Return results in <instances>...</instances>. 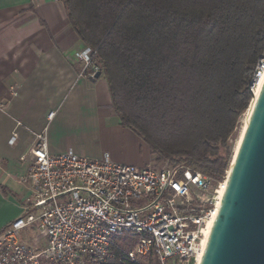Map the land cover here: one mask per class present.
Wrapping results in <instances>:
<instances>
[{
    "label": "trees",
    "instance_id": "trees-1",
    "mask_svg": "<svg viewBox=\"0 0 264 264\" xmlns=\"http://www.w3.org/2000/svg\"><path fill=\"white\" fill-rule=\"evenodd\" d=\"M105 78L119 125L153 161L224 181L264 59V0H60ZM6 195L11 192L0 183ZM117 237L122 250L134 244ZM106 264H121L120 252ZM135 264V263H125Z\"/></svg>",
    "mask_w": 264,
    "mask_h": 264
},
{
    "label": "built area",
    "instance_id": "built-area-1",
    "mask_svg": "<svg viewBox=\"0 0 264 264\" xmlns=\"http://www.w3.org/2000/svg\"><path fill=\"white\" fill-rule=\"evenodd\" d=\"M94 54L87 46L75 51L79 76L100 71ZM16 137L13 131L9 142ZM34 137L21 156L29 192L20 214L0 230V264H106L115 250L121 264H145L148 255L157 264H197L224 181L182 165L139 167L107 154L96 160L73 151L52 154L44 131ZM124 234L135 239L129 251L116 241Z\"/></svg>",
    "mask_w": 264,
    "mask_h": 264
},
{
    "label": "crops",
    "instance_id": "crops-1",
    "mask_svg": "<svg viewBox=\"0 0 264 264\" xmlns=\"http://www.w3.org/2000/svg\"><path fill=\"white\" fill-rule=\"evenodd\" d=\"M83 47L60 0H0V183L11 192L0 190V230L28 195L21 156L37 133L45 132L52 154L73 151L93 160L107 154L139 167L153 158L140 137L119 125L105 78L79 76L74 53Z\"/></svg>",
    "mask_w": 264,
    "mask_h": 264
},
{
    "label": "water",
    "instance_id": "water-1",
    "mask_svg": "<svg viewBox=\"0 0 264 264\" xmlns=\"http://www.w3.org/2000/svg\"><path fill=\"white\" fill-rule=\"evenodd\" d=\"M199 264H264V80L232 154Z\"/></svg>",
    "mask_w": 264,
    "mask_h": 264
},
{
    "label": "bare ground",
    "instance_id": "bare-ground-1",
    "mask_svg": "<svg viewBox=\"0 0 264 264\" xmlns=\"http://www.w3.org/2000/svg\"><path fill=\"white\" fill-rule=\"evenodd\" d=\"M263 80H264V62H263V67H262V69L260 71V74L257 77L256 83L253 86L254 88H252V90H253V99L251 100V103H250V105H249V107H248V109L246 111L245 118L241 121L239 135H238V138H237L236 143H235V148H234L233 154L238 148V145L240 143V140L242 138V135H243L245 127H246L248 116H249L250 111H251V109H252V107L254 105L255 99H256L259 91H260V88H261V85L263 83ZM243 116H244V114H243ZM228 172H229V169L227 171V174H228ZM225 185H226V178H225L224 183H223V190H221L219 192V196H218V200H217V204H216V209H215L216 210L215 211V215H214L213 219L209 222V224L207 226V229L205 230V234H204V237H203V240H202V246H201L202 248H201V252L199 253V256H198L197 264H199V261L201 259L203 250L205 248V245H206L209 233H210V229H211L213 221H214V219L216 217V214H217V211H218V208H219V205H220V201H221V198H222V195H223V192H224Z\"/></svg>",
    "mask_w": 264,
    "mask_h": 264
},
{
    "label": "rangeland",
    "instance_id": "rangeland-1",
    "mask_svg": "<svg viewBox=\"0 0 264 264\" xmlns=\"http://www.w3.org/2000/svg\"><path fill=\"white\" fill-rule=\"evenodd\" d=\"M252 88H254V87H252V85H251L250 90H252ZM250 102H251V101H250ZM249 105H250V104H249ZM248 107H249V106H248ZM247 109H248V108H247ZM246 111H247V110H246ZM246 111L243 113L244 116H243V114L240 116L239 121H238V126H239V127H237V129L235 130V132H234L232 138H230V140H229L230 144L232 145V154H233V150H234V148H235L236 140H237L238 135H239V130H240V126H241V121L245 118ZM242 116H243V117H242ZM241 117H242V118H241ZM150 164H151V165H155V167H161V166H164V165L174 166V165H171V164H169V163H160V164H157V163H155V162L153 161V158H152ZM132 165H135V164H132ZM229 167H230V166H229ZM228 169H229V168H228ZM226 174H227V173H226ZM125 238H126V240H127L128 242L133 243V244L135 243V239H134L133 237L127 235V236H125ZM116 241H117V238H116ZM143 261L145 262V264H157L156 259L153 258L152 256H149V255L146 256V257L144 258Z\"/></svg>",
    "mask_w": 264,
    "mask_h": 264
}]
</instances>
